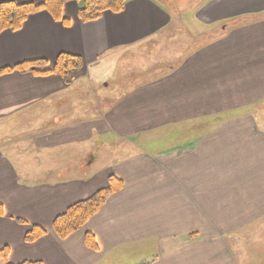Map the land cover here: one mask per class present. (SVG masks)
Segmentation results:
<instances>
[{
    "label": "crops",
    "instance_id": "0c3cea01",
    "mask_svg": "<svg viewBox=\"0 0 264 264\" xmlns=\"http://www.w3.org/2000/svg\"><path fill=\"white\" fill-rule=\"evenodd\" d=\"M179 7L126 0L83 23L69 2L66 23L0 33V70L82 61L70 83L0 76V264H234L224 236L264 223V0ZM109 176L120 191L59 239L54 219Z\"/></svg>",
    "mask_w": 264,
    "mask_h": 264
},
{
    "label": "trees",
    "instance_id": "16d2710c",
    "mask_svg": "<svg viewBox=\"0 0 264 264\" xmlns=\"http://www.w3.org/2000/svg\"><path fill=\"white\" fill-rule=\"evenodd\" d=\"M69 2L78 4V19L83 23H88L98 20L104 12L120 13L124 8L126 0H43L40 4H17L11 1L2 2L0 3V33L5 31H18L30 15L39 12L48 13L54 21L66 23V20L61 16V12L63 6ZM46 67L47 64L44 60H32L10 68H4L0 70V76L11 72L24 73L30 71L36 76L57 75L64 79L65 83H70L73 74L82 68V61L78 56L61 53L56 57L50 69H45ZM107 183L106 188L95 192L86 200L71 205L63 214L54 219L51 228L59 239H65L80 230L100 210L107 198L122 188L121 181L113 176L108 177ZM1 215L2 207L0 206ZM45 234L46 230L33 226L25 234L24 241L31 244ZM85 242L91 249L96 247L94 238L90 234L85 236ZM7 256V248L0 251V260L6 261ZM21 264L41 263L24 262Z\"/></svg>",
    "mask_w": 264,
    "mask_h": 264
},
{
    "label": "rangeland",
    "instance_id": "374dc122",
    "mask_svg": "<svg viewBox=\"0 0 264 264\" xmlns=\"http://www.w3.org/2000/svg\"><path fill=\"white\" fill-rule=\"evenodd\" d=\"M169 1H172L175 7L180 5L183 10H186L190 7V5L193 6V4L198 0ZM104 84H106V82H104ZM263 225L264 223H261L257 229L251 230L250 233H246V237L244 239H242L241 236L235 232H232L231 235L224 236V240L228 244L232 254L231 256L234 264H264Z\"/></svg>",
    "mask_w": 264,
    "mask_h": 264
}]
</instances>
